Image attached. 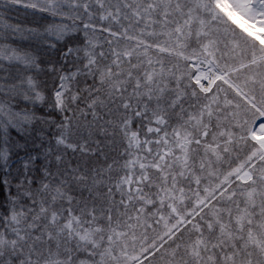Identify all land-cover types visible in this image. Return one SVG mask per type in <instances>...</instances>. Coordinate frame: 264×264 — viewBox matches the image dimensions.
Wrapping results in <instances>:
<instances>
[{"label":"snow or ice","instance_id":"obj_1","mask_svg":"<svg viewBox=\"0 0 264 264\" xmlns=\"http://www.w3.org/2000/svg\"><path fill=\"white\" fill-rule=\"evenodd\" d=\"M0 264H264V0H0Z\"/></svg>","mask_w":264,"mask_h":264}]
</instances>
